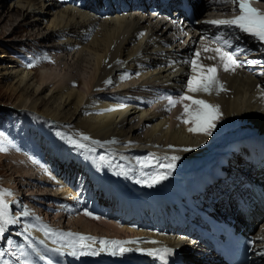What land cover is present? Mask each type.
Segmentation results:
<instances>
[{
	"label": "bare ground",
	"instance_id": "6f19581e",
	"mask_svg": "<svg viewBox=\"0 0 264 264\" xmlns=\"http://www.w3.org/2000/svg\"><path fill=\"white\" fill-rule=\"evenodd\" d=\"M23 2L25 7L16 5L15 9L13 7L5 8L0 3V30H2L1 23L6 16L10 19L12 15L20 13L24 20L34 13L36 16L33 15L35 17L32 21L28 23L26 21L24 24L36 26L37 24L41 25L45 18L47 21L49 20L47 33L36 36L39 41H46L50 36H58L67 42L65 49L69 48L68 45H72L75 50L72 60L70 59L72 62L63 60V66L60 68L59 61L62 57L57 56L54 58L56 62L54 66L44 64L37 73L28 68L29 65L35 64L33 60L26 63L18 61L15 65L17 67L8 65L6 62L0 63L1 77L9 80V88L13 94L17 95L15 102L11 105L29 113H38L44 117V120L48 119L57 124H64L70 129V132L73 131L80 138L81 134L91 137L88 142L95 147L98 153L105 156L103 161L106 167L104 166V168H111L115 173L114 175L103 174L102 178L95 180L94 190L98 186H103V188L100 187L102 199L98 200L103 215L100 213L87 215L86 213L89 211L82 209L83 202L76 197L75 185L73 183L71 185L75 192L73 193L61 179L60 182L55 179L49 171V167L40 158L38 159L39 152L44 155L45 148L40 150V146L36 147L39 149L35 150V154H33L35 163L37 162L36 166L34 164L27 165L25 158L21 155H10L8 157L11 164L10 170L17 173L18 176H23L20 180L21 184L16 185L18 187L23 185L29 189L28 195L33 197L39 211L44 215L53 214L58 223H61V218L65 217L67 225H70L71 228L83 226L93 231L85 236L75 231H64L57 226L58 224L52 223L51 231H47L50 233L46 234L38 226L36 217H33L35 223L33 225L42 235L41 240L47 245V248H43L41 252L35 248L33 244L40 239L31 231L33 226L30 223L28 225L25 220L22 222L23 225L30 227L29 231L24 232L22 229L24 239L27 237L25 239L27 245L20 248L19 252H14L19 254L22 261L24 258L21 252H27V258L32 261V264H49V262L51 264H67L68 261L71 264H95L100 263L101 258L105 264V257L132 264L130 257L144 261L145 259L149 261L155 259L144 252L135 251L136 248L149 249L168 246L174 249L169 258L173 259L174 256L180 254L181 263L216 264L215 254L200 244L186 239L183 235L157 232L154 229L141 227L135 229L127 224H117L115 221L122 217V213L124 217L128 215V206L126 205L128 200L122 196L123 203L115 201L111 193L108 192L110 188L105 184L133 195L143 193L144 199L135 196L132 200L136 204L147 202L148 206L152 202L164 200L176 193V188L169 190L168 188L198 183L203 174L211 170L223 155L227 156L234 166L244 168L241 159L244 153L247 154V151L240 152L237 149L238 146L251 139L264 141V95L261 94L264 89V65L251 68L243 64L235 72H224L223 68L219 67V79L227 90L220 91L218 94L215 91L211 95L191 93L187 92L185 87L187 80L192 75L191 65L185 61L189 57H193L195 52L199 51V59L205 66L219 64L218 57L207 59L216 57L215 51L206 50L220 46L217 37L226 36L231 42H241L234 47L245 48L247 50L245 53L250 52L251 49L257 50L252 44H258L259 50L264 54V42L241 33L236 28L206 22L230 19L239 15L238 3H233V0H195V15H197L198 22L176 25L173 21L151 16L148 12L139 9L97 15L83 5L71 4L69 0H25ZM19 3L21 5L22 2ZM250 4L264 12V0H250ZM11 32L14 30L12 29L8 35ZM1 33L3 34L4 31ZM190 33L191 35L188 37ZM54 47L63 50V47L58 45ZM84 51L88 52L89 59L82 57ZM239 59L243 61V55H240ZM47 61H49L48 58L42 55V62L46 63ZM81 61L92 63L93 66L92 76H88L82 82L81 79L75 78L77 73L66 70L70 63L74 64L70 68L73 69L72 67ZM114 70L126 71L127 73H122L119 77L128 80H121L122 82L115 84L113 89L106 90L105 87L110 83H105V78L111 77ZM102 79L103 83H100ZM182 93H187L194 99H205L220 106L221 116L216 121V127L212 130L211 136L199 132H189L188 128L191 127V124H185L177 118L184 111L183 104L177 103L175 106H169L165 97L172 96L175 99ZM184 103L191 104L190 101H184ZM94 141L101 143H94ZM107 141L115 142L104 143ZM169 145L173 147L169 148ZM186 148L190 150L184 151ZM149 153H154L161 158L172 155L180 157L176 161V167L171 170V175L151 187L137 182L142 177L140 175L141 168L137 164L136 158L145 157ZM91 158L94 157L91 156ZM49 159L57 162L56 157ZM63 167L60 171L57 163L59 172L63 173L62 176L67 175L63 178L64 180H67L69 170L71 172L73 168L77 171L76 166L72 165V159L68 156ZM153 170V167L143 169L144 172ZM125 171H127V175L123 174ZM90 175L92 176V174ZM260 177L264 179V171ZM31 178L34 181L33 187L38 186L37 184L54 185L53 194L46 193L47 191L44 192L42 189L40 194L38 191L35 193L33 187L31 188L28 183ZM27 179L28 181H26ZM5 183L12 185L14 180L10 176ZM12 194L6 196V200L9 205L14 206L15 200ZM158 194L160 195L157 197ZM37 207L33 211L31 207L26 208L34 215ZM253 214L255 215L256 212ZM18 216L20 219L21 215ZM90 219L95 223H92L91 227L88 226ZM98 224L103 226V230L99 232H102L104 236L96 233L99 230ZM72 232L77 235H68ZM257 234L264 238V222ZM80 236L96 237V241L86 240L84 242L91 244L92 248L97 251L101 248L99 239L122 241L125 242L124 247L133 250L123 255L100 251L98 255H94L93 258L83 263L76 261V256L69 254L71 248L68 244L65 246V250L57 251L60 244L69 242L80 250ZM67 237V240H63ZM153 241L156 243H152ZM56 243L57 246H55ZM260 243H264V240H261ZM45 250L47 251L45 252ZM53 250H56L58 259L48 261L46 259L48 256L45 254ZM41 253H44L45 259H41ZM35 254H38L40 263L32 258ZM261 264H264V259Z\"/></svg>",
	"mask_w": 264,
	"mask_h": 264
},
{
	"label": "rangeland",
	"instance_id": "374dc122",
	"mask_svg": "<svg viewBox=\"0 0 264 264\" xmlns=\"http://www.w3.org/2000/svg\"><path fill=\"white\" fill-rule=\"evenodd\" d=\"M23 1L25 0H0V3L4 5L5 8L9 9V7L10 8L13 7V9H15L16 5H19L20 7L24 6L25 3ZM19 2H22L21 5ZM33 15L35 14L33 13L30 16H28L27 19L22 20V15L20 13L19 14L16 13L11 16L12 18L10 17V19H8V16H6V18L3 20V22L1 23L2 30H0V63L6 62L8 65L15 66L16 62L18 61L22 63H26L30 60H33L35 64H32L31 66L29 65L28 68L31 69L33 72L37 73L38 70L42 68L44 64H47V66H52V65L54 66L56 63L54 58L57 56H61L62 61L61 60L59 61L60 68H61V66H63V62H64L63 60L65 61L68 60V62L72 60L71 58L73 56V51L75 50V47H73L72 45H68L69 48L65 49V47H67V42H65L58 36H50L46 41H39V39L36 38V36L42 33L45 34V32L47 31V24H49V20L47 21V18H45L42 20L41 25L37 24L36 26L34 24L32 26L28 24H24L26 21L27 23L29 21H32V19L36 16V15L35 16ZM12 29L14 30V32H11L10 35H8V33ZM1 31H4V33L2 34ZM191 33L188 35V37L191 35ZM55 45L63 47V50L56 49L54 47ZM42 55L43 56L45 55V57L48 58L49 61H47L46 63H43ZM28 57H31V58L28 59ZM82 57H85L88 59L90 58L87 51L83 52ZM79 63L78 65H75L72 67L74 71L77 70V72H74L72 71L73 69H70L71 66L74 65L72 63L68 65V68H66V70L68 69L70 70V72H73L75 74L77 73L76 75L74 74L75 78L81 79V82H82L84 79L88 78V76H92L93 66H92V63H87V61L86 62L81 61ZM75 68H78V69H75ZM125 72L114 70V72L112 73L113 77L112 76L106 77L105 78L106 81L109 78L111 80V83L107 87H105L107 88L106 90L113 89L114 88L113 86H115V84L128 80V79L124 80V79H121V77H119L120 75H122V73H125ZM131 75H133V72H131ZM100 81H101L100 83H103V79ZM9 83H10L9 80L3 79L0 75V133H3V137H0V139L4 140L5 142L8 140H11L13 144L15 145L14 147L11 145H6L8 146V150L0 151V189H8L11 191V193L14 191V194H12L15 200L13 203L14 206L9 205V212L12 216L17 217V215H20L21 212L24 211L25 207H28V208L31 207L32 211L34 208L36 209L37 207L36 205L37 203L33 201V197H30L28 195V192H30L28 191L29 189L26 187H23V185L20 187L16 185L18 183L21 184L20 180L23 176H18L17 173L10 170L11 164L9 163L8 157L12 154L21 155L25 158L27 165L30 164L32 166L34 164V166H36L37 162L35 163V158L33 155L35 154V150H39V149H36V147L38 148L40 146V150H43L45 148L44 155H41V153L39 152L38 159L40 158L41 161L45 163L47 167H49V171L51 172L52 176H54L55 179H57L59 182L61 179L64 185L66 183L67 187H69V190L73 191V193L75 192L71 187L72 183L75 185V189L84 185L81 188V190L83 188L88 190L90 186L95 188L96 186L95 180L98 178H102L103 174L105 175L113 174L114 175L115 171H113L111 168L109 169L104 168L105 162L99 159L101 154L98 153L96 150L91 151V149H95V147L88 141L87 142L83 141L73 131L70 132V129L65 127L64 124H57L48 119L44 120V117H42L38 113H29V112H26L25 110H19L13 107L11 104L15 102L17 95L12 93L11 89L9 88L10 87ZM57 133L64 134V138H62L60 135H57ZM67 137L81 139V142L86 143L89 147L87 149L74 148V146L67 143ZM56 153H57V156H55ZM67 156L70 159H72V165L76 166L77 171H75L72 168L71 169L72 173H71L69 172L70 170L68 169L69 176L67 180H64L63 178L67 175L64 174L65 176H62L63 173H60L59 170L62 171V169L64 168L63 165H64L65 160L67 159ZM91 156H93L94 158H91ZM50 157L52 158L56 157L57 162L54 161L53 159L50 160L49 159ZM57 163H58L59 170L57 168ZM10 172L12 173V175H10L11 174ZM90 174H92V176ZM10 176H11V179L14 180V183H11L12 185H6L5 181L8 180ZM32 179L33 178H31L29 181L28 179L26 180L28 181L29 186L31 188L34 185L33 183L34 181ZM90 184H93V185H90ZM37 185L38 186L33 187V190L35 193H37L38 191V193L40 194L41 189L44 192L47 191L46 193H50V192L52 193L55 190V186L52 184H37ZM76 193L78 195L79 191L78 192L76 191ZM15 204H17V206H15ZM34 215L31 213L28 216H21L19 219L20 224L17 223V224L7 226L5 235L3 237H0V252L4 253L3 256H0V264H3L4 261H7L8 264H21L22 259L19 257V254L15 253L14 251L19 252L21 250L20 249L21 245H23V247L27 245L26 243L27 241H25L24 239L22 229H24V232H25V228H28L27 231H29L30 227H25L23 225L22 222H24L25 220H26V223H28V225L30 223L33 226V229L31 231L34 232L33 234H35V236L41 240L42 235L39 233L37 228L33 225L35 224L33 217H36V222L38 226L42 228V231L46 234L50 233V232H47L46 230L51 229L50 227L53 225L52 223L58 224L57 226L60 229H63L64 231H75L78 234L85 235V236L86 234L93 232L89 228H86V227L84 228L83 226H79V227L73 226V228H71L70 225H67L65 217H62L61 223H58L57 218H55L56 216H53V214L51 213H49L48 215H44L43 212L39 211L38 207ZM88 223H89L88 224L89 227L93 226L92 223L95 224L94 220H91V219ZM98 225L99 227L97 228L99 230H97L96 233L102 235V232L100 233L99 231L103 230V226H100V224ZM84 230L87 232H85ZM72 233L75 234L74 232ZM9 238L11 240V243L9 242ZM67 239L68 237L64 238L63 240H67ZM40 240H38L33 245L35 246V248H38L39 251L41 252L43 248H47V245L44 244V242L41 243ZM32 243H33V239H32ZM29 244L31 243L29 242ZM67 244L71 245V242L64 243V244L62 243L60 244L61 246L57 247V249L65 250V246ZM55 246H57V243L55 244ZM82 250H85L87 252L91 249H82ZM46 251L47 250H45V252ZM23 253L26 254V256L22 255L23 258L26 259L28 253L27 252H23ZM44 253H41L40 256L43 257ZM37 255L35 254L34 257L32 258L40 263V258L37 257ZM45 255L48 256V258H46L48 261L49 260L51 261L55 258L58 259L56 250L47 252ZM93 257L94 255H90V254L89 255H78L76 256L75 259L76 261L83 263ZM68 258L70 257L68 256Z\"/></svg>",
	"mask_w": 264,
	"mask_h": 264
},
{
	"label": "snow or ice",
	"instance_id": "6c2138e0",
	"mask_svg": "<svg viewBox=\"0 0 264 264\" xmlns=\"http://www.w3.org/2000/svg\"><path fill=\"white\" fill-rule=\"evenodd\" d=\"M233 3H238V11L239 15L233 16L230 19H217L206 21L207 23H211L214 25H223L228 26L229 28H236L241 33L248 34L260 42H264V12L259 9L252 7L250 4V0H233ZM220 46L215 49H206L209 51H215L216 57H208L207 59H216L218 57L219 64L205 66L201 63L199 57V51L193 54V57H189L185 63H189L192 68V75L187 80L185 85L187 92L191 93H207L211 95L214 91L218 94L220 91H226L227 89L224 87V83L219 79L218 68L222 67L224 72H235L238 67H241L244 61L239 59L241 54H244L247 50L243 47L236 46L232 47V42L228 39H224L223 37L216 38ZM238 39V37H237ZM230 49V50H228ZM247 63H256L255 61H247ZM31 66V65H30ZM105 83H111V80L106 81ZM260 87V86H258ZM264 95V89L261 92ZM168 101L169 106H175L177 103L183 104L184 111L181 113L178 119H180L185 124H191V127L188 128L189 132L194 133H204L208 136L212 135V130L216 127V121L220 118V106L218 104H212L205 99H194L193 96L188 95L187 93H182L178 98H173L172 96L165 97ZM184 101H190L191 104L184 103ZM123 107V105H120ZM186 117V118H185ZM62 138H64V134L57 133ZM0 137H3V133H0ZM81 139L83 141L91 140V137L87 135L81 134ZM81 139H76L73 137H67V143L74 146L77 149H87L89 146L86 143L81 142ZM115 141H107L104 143H114ZM94 143H101L100 141H94ZM15 146L11 140L4 141L0 139V151H7L8 146ZM173 147L169 145V148ZM190 149H184V151H189ZM91 151H95V149H91ZM101 161L105 160V156L101 155L99 157ZM180 157L176 155L158 157L154 153H149L145 157H137L136 162L141 168V177L142 179H138L137 182L147 184L148 186H153L160 183L163 180H166L171 175V170L176 167V161L179 160ZM166 161V162H165ZM153 167L154 170L150 172H144V168ZM161 169H163L161 171ZM127 175V171L123 173ZM11 191L8 189H0V237L5 235L6 229L8 225H13L19 223V218L10 215L9 212V203L6 200V196L11 195ZM30 211L25 207L24 211L21 212V216L30 215ZM87 215H92V213L88 212ZM99 219V217H96ZM39 219V218H37ZM28 229L25 228V231ZM46 231H51V229H47ZM68 235H77L73 233H69ZM27 239V237H25ZM96 241V237H84L80 236L79 249L75 245H69L71 248L70 255L78 256V255H98L100 251H108L113 255H123L126 252L132 251L133 249L124 247V243L118 240L108 241L105 239H99V244L101 248L99 251L92 248L91 244H87L84 241ZM9 242L11 240L9 238ZM43 243V241H41ZM152 243H156L153 241ZM250 243H255L254 241H250ZM21 248L23 245L20 246ZM82 249H91V251H82ZM60 251V249H57ZM135 251L144 252L149 256L157 259L160 264H168L169 257L173 254L174 249L172 247L164 246L161 248H149V249H141L136 248ZM4 253L0 252V256H3ZM21 255H25V253H21ZM260 255H264V251L260 253ZM41 259H45V257H41ZM3 264H8L7 261H4ZM21 264H32V261L28 258L24 259ZM51 264V262H49Z\"/></svg>",
	"mask_w": 264,
	"mask_h": 264
}]
</instances>
